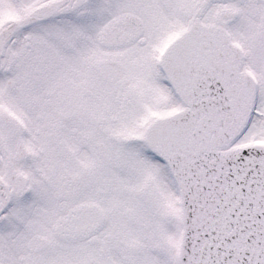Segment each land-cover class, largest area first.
<instances>
[{"label": "snow or ice", "instance_id": "6c2138e0", "mask_svg": "<svg viewBox=\"0 0 264 264\" xmlns=\"http://www.w3.org/2000/svg\"><path fill=\"white\" fill-rule=\"evenodd\" d=\"M0 264H264V0H0Z\"/></svg>", "mask_w": 264, "mask_h": 264}]
</instances>
